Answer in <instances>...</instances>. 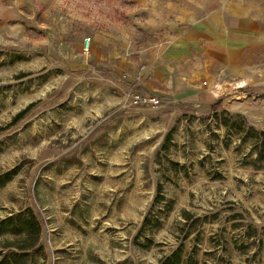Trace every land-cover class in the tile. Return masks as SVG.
Here are the masks:
<instances>
[{"label": "rangeland", "instance_id": "374dc122", "mask_svg": "<svg viewBox=\"0 0 264 264\" xmlns=\"http://www.w3.org/2000/svg\"><path fill=\"white\" fill-rule=\"evenodd\" d=\"M225 2L0 0V126L32 104L0 131V220L38 229L0 222L3 264H264V84L132 103L115 52L148 56Z\"/></svg>", "mask_w": 264, "mask_h": 264}, {"label": "crops", "instance_id": "0c3cea01", "mask_svg": "<svg viewBox=\"0 0 264 264\" xmlns=\"http://www.w3.org/2000/svg\"><path fill=\"white\" fill-rule=\"evenodd\" d=\"M92 44L98 40L92 38ZM115 52L119 67L128 62L127 79L173 100L209 103L206 87L216 79L264 84V0H226L207 17L180 26L167 45L148 56L130 60ZM134 63L142 68L135 71Z\"/></svg>", "mask_w": 264, "mask_h": 264}, {"label": "trees", "instance_id": "16d2710c", "mask_svg": "<svg viewBox=\"0 0 264 264\" xmlns=\"http://www.w3.org/2000/svg\"><path fill=\"white\" fill-rule=\"evenodd\" d=\"M32 104L27 105L26 107H24L23 109L19 110L18 112H16L13 116L11 121L8 124H5L3 126H0V131L3 130L5 127H7L9 124L17 121L20 117H22V115L29 109V107ZM249 129H253V127L251 125L248 126ZM255 151L257 154L258 158H264V130L263 129H258L256 131V137H255ZM155 189H156V193L155 196L153 198L154 201H157L158 199H160L162 196L160 194V184L158 182H156L155 185ZM5 221H9V223L11 224V226L13 227V231H20L23 230L24 233H26L27 236H31L34 235L36 236L38 233V229L37 228H33L36 227L34 221V216L31 214V216L29 215L28 218L25 220L24 225L22 227H17L15 226V222H14V216H6L5 218H2L0 220L1 223H4ZM29 245H31V243H29ZM5 260V257L2 256L0 258V264H3ZM179 262V255H178V251L174 250L172 251L170 254L165 255L161 258L159 264H178Z\"/></svg>", "mask_w": 264, "mask_h": 264}, {"label": "built area", "instance_id": "2783aa9c", "mask_svg": "<svg viewBox=\"0 0 264 264\" xmlns=\"http://www.w3.org/2000/svg\"><path fill=\"white\" fill-rule=\"evenodd\" d=\"M89 45V37L86 36L82 40V48L83 50H87ZM126 96L132 103H142L148 104L150 106H156L159 102L160 97L145 91H137L134 89L129 90L126 93Z\"/></svg>", "mask_w": 264, "mask_h": 264}]
</instances>
